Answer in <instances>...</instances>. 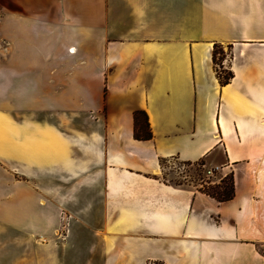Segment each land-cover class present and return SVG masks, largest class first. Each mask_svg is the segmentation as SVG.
I'll return each mask as SVG.
<instances>
[{
	"label": "crops",
	"instance_id": "obj_1",
	"mask_svg": "<svg viewBox=\"0 0 264 264\" xmlns=\"http://www.w3.org/2000/svg\"><path fill=\"white\" fill-rule=\"evenodd\" d=\"M162 158L232 172L234 196L163 181ZM262 246L264 0H0V264H264Z\"/></svg>",
	"mask_w": 264,
	"mask_h": 264
},
{
	"label": "trees",
	"instance_id": "obj_2",
	"mask_svg": "<svg viewBox=\"0 0 264 264\" xmlns=\"http://www.w3.org/2000/svg\"><path fill=\"white\" fill-rule=\"evenodd\" d=\"M225 56L226 52L224 51V47L221 44H214L213 61L216 64L217 75L222 85L230 82L231 78L234 76L232 70L224 67L223 65ZM219 67L221 69H219ZM152 136L153 132L150 126L148 114L144 110H136L134 113V137L137 139H150ZM167 159L168 158H162L160 160L161 166H163L164 161ZM185 162L197 163L199 165L205 164L204 159H200L195 162ZM200 190L212 197H215L219 201L229 200L234 196L235 193L234 175L232 172H230V174L223 177L218 184H207V186L203 184Z\"/></svg>",
	"mask_w": 264,
	"mask_h": 264
},
{
	"label": "rangeland",
	"instance_id": "obj_3",
	"mask_svg": "<svg viewBox=\"0 0 264 264\" xmlns=\"http://www.w3.org/2000/svg\"><path fill=\"white\" fill-rule=\"evenodd\" d=\"M224 51L226 52L225 59H227L230 56L229 46H224ZM219 69L221 68L219 67ZM209 168H212V166L187 163L178 158H168L164 161L163 166H161V172L155 176L166 182L188 184L201 188L203 184L206 186L207 184H218L223 177L230 174L227 173L223 176L221 172L216 170L215 175L208 177L207 169ZM261 250L264 254L263 246L261 247Z\"/></svg>",
	"mask_w": 264,
	"mask_h": 264
},
{
	"label": "built area",
	"instance_id": "obj_4",
	"mask_svg": "<svg viewBox=\"0 0 264 264\" xmlns=\"http://www.w3.org/2000/svg\"><path fill=\"white\" fill-rule=\"evenodd\" d=\"M218 169V167H213V168H209L207 169V176L211 177L213 175H215V171Z\"/></svg>",
	"mask_w": 264,
	"mask_h": 264
},
{
	"label": "clouds",
	"instance_id": "obj_5",
	"mask_svg": "<svg viewBox=\"0 0 264 264\" xmlns=\"http://www.w3.org/2000/svg\"><path fill=\"white\" fill-rule=\"evenodd\" d=\"M3 71L7 72L8 70L5 69V70H3Z\"/></svg>",
	"mask_w": 264,
	"mask_h": 264
}]
</instances>
